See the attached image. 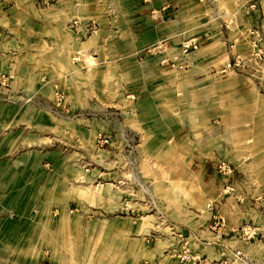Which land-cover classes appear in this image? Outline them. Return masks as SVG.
I'll list each match as a JSON object with an SVG mask.
<instances>
[{
    "label": "rangeland",
    "instance_id": "obj_1",
    "mask_svg": "<svg viewBox=\"0 0 264 264\" xmlns=\"http://www.w3.org/2000/svg\"><path fill=\"white\" fill-rule=\"evenodd\" d=\"M58 1L0 0V264H264L262 27Z\"/></svg>",
    "mask_w": 264,
    "mask_h": 264
},
{
    "label": "crops",
    "instance_id": "obj_2",
    "mask_svg": "<svg viewBox=\"0 0 264 264\" xmlns=\"http://www.w3.org/2000/svg\"><path fill=\"white\" fill-rule=\"evenodd\" d=\"M126 1H127L126 4L127 6H132L137 8V11L139 12L140 15L139 19H141L142 22H144V18H145L144 16L147 15L149 19L150 17H152L153 10H160L158 16L159 19L156 20L154 18L155 21H153L154 24H152V29H153L152 35L155 37L156 41L167 39L169 38L167 37V35H171L175 33H176L175 36H177L176 30H172L170 27H168V31H167L165 25H170L171 23H177L178 22L177 16L179 14H185L187 16H191L192 14H197L198 12L202 14V18H200L201 22H204L205 20H207L206 22L211 21L210 19L211 17H207L208 16L207 12H209V14L212 13V16L215 15L216 13H219V15L222 14L225 15L226 13L227 14L230 13L232 14V17H235L240 22L243 23L248 22L250 26L253 28L262 27V32H264V0H126ZM59 2L60 1H58L56 4H53L52 6L47 7V9L50 10L60 9L58 10L59 12H57L58 14H52V16L48 15L47 19L49 21L50 17H52L51 19L56 18L60 20V22H57V25L62 27V24H67L71 18L75 17L74 13L76 12V10H74L71 14L70 10H73L71 9V7H75L73 6L74 0H66V1L64 0L61 3ZM214 8L216 9V12ZM93 9H94L93 7L90 8L89 15L85 17L90 19L92 18L91 20L96 21L99 16L96 15V10ZM106 19L107 18L105 17V20ZM105 20L104 22H106ZM203 32L205 33V36L213 37V38L217 37L218 34H220V32L213 29H205ZM173 42L174 44L176 43V41L174 40ZM99 51L102 54H112L113 48L104 45L102 49H100ZM208 213L210 219L215 217L210 212ZM211 228L214 229L215 227L211 226ZM222 229L223 228L220 229V233L223 237V235H227L226 233H228L229 231H234L235 226H225V228L223 229V231L225 230V232H222ZM205 230L206 228H204L201 231L204 232ZM211 233L214 234V232ZM201 243L203 242H200V244ZM200 249H201L200 252L204 253V249L201 247Z\"/></svg>",
    "mask_w": 264,
    "mask_h": 264
},
{
    "label": "built area",
    "instance_id": "obj_3",
    "mask_svg": "<svg viewBox=\"0 0 264 264\" xmlns=\"http://www.w3.org/2000/svg\"><path fill=\"white\" fill-rule=\"evenodd\" d=\"M47 1H50V0H47ZM254 6V5H253ZM252 6V7H253ZM185 51H187L188 49H189V47H190V44H186L185 46ZM248 231H251L250 229H248V230H246V233L248 232ZM254 231V230H253Z\"/></svg>",
    "mask_w": 264,
    "mask_h": 264
}]
</instances>
